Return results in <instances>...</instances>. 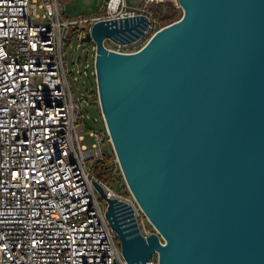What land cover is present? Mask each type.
I'll list each match as a JSON object with an SVG mask.
<instances>
[{"label":"water","instance_id":"1","mask_svg":"<svg viewBox=\"0 0 264 264\" xmlns=\"http://www.w3.org/2000/svg\"><path fill=\"white\" fill-rule=\"evenodd\" d=\"M177 3L181 17L136 51L104 40H136L144 16L99 20L82 37L96 43L125 182L157 232L141 234L118 199L106 215L131 264L156 252L158 264H264V0Z\"/></svg>","mask_w":264,"mask_h":264},{"label":"built area","instance_id":"2","mask_svg":"<svg viewBox=\"0 0 264 264\" xmlns=\"http://www.w3.org/2000/svg\"><path fill=\"white\" fill-rule=\"evenodd\" d=\"M141 1L106 0L104 12L76 16L67 0H0V264H131L107 218V198L124 204L120 210L145 237L157 232L130 190H116L94 169L110 133L106 124L88 130V99L74 92L70 76L90 78L104 121L96 43L88 45L93 60L83 70L79 61L68 66L65 53L74 33L84 37L99 20L144 16L148 25L136 40H104L116 51L141 48L166 25L156 27L152 11L160 0ZM135 42L144 44L129 50ZM111 160L120 167L115 153ZM156 254L147 264H158Z\"/></svg>","mask_w":264,"mask_h":264},{"label":"rangeland","instance_id":"3","mask_svg":"<svg viewBox=\"0 0 264 264\" xmlns=\"http://www.w3.org/2000/svg\"><path fill=\"white\" fill-rule=\"evenodd\" d=\"M161 1L173 2L178 8V13H179L178 17H181V15L183 14V9H182V7H180L178 5L177 0H160L159 2H161ZM68 2L71 4V7H72V11L70 12L71 15L88 16V15H94V14L101 13V12L105 11L104 6L106 3V0H68ZM127 2L129 5L134 6L136 4L141 3L142 1L141 0H127ZM152 8H155V6H152ZM153 15H154L155 20H156V27L165 24L164 22H161L159 20V18L155 15L154 12H153ZM82 36L83 35H78L77 33H74L71 36L70 42L65 47L66 61H67L68 66L72 67L73 63H76L77 68H78L79 67L78 61H79L81 70H83V65L88 60L89 61L93 60L92 59L93 49L88 48V45L92 46V43H91V41H83ZM148 37H149V35L147 36V38ZM109 43H110V40H108V44ZM142 44H144V42H142V43H136L135 42V44L133 43L134 46L130 45L128 47V49L129 50L130 49H137ZM75 74L78 75V78L76 80L70 76V81H71L74 92L76 94L84 92L86 94V98L88 99V101H86L83 104V110L88 115V117H87V122L89 123L88 130H98L99 131L101 129H104L105 123L103 121L102 115L98 109L96 102H94L95 101L94 94L89 92V89L92 86L90 78L83 71L81 73L75 72ZM91 78L94 79L93 76ZM93 141H94L93 137L90 138L88 136V134L86 133V138L83 142L88 144V145H91ZM102 146H103V149L106 153H109V154L112 153L113 145L110 142L104 141L102 143ZM111 157H114V154ZM121 175H122L121 177H123V179L120 180V178H118V180L116 181V184H115L116 186L114 187L112 185V187L115 188L116 190H119V191L121 189L127 194V193H129L128 192L129 188L125 182V178L122 174V171H121Z\"/></svg>","mask_w":264,"mask_h":264},{"label":"trees","instance_id":"4","mask_svg":"<svg viewBox=\"0 0 264 264\" xmlns=\"http://www.w3.org/2000/svg\"><path fill=\"white\" fill-rule=\"evenodd\" d=\"M153 6H155V8H152V11L159 18V20L161 22H164L165 24L171 23L172 21L180 18L178 17L179 13H178L177 6L171 1H161V2L158 1ZM94 97H95L94 102H96L98 106L96 96L94 95ZM98 109H99V106H98ZM113 154H114V150L110 154L106 153L103 159L98 160L94 164V169H95L96 175L100 179L107 181L108 183H110L111 185L115 187L116 186L115 184L118 178L122 180L123 177H121L122 175H121L120 168L118 166H115L110 159ZM120 191H123V190L120 189Z\"/></svg>","mask_w":264,"mask_h":264},{"label":"crops","instance_id":"5","mask_svg":"<svg viewBox=\"0 0 264 264\" xmlns=\"http://www.w3.org/2000/svg\"><path fill=\"white\" fill-rule=\"evenodd\" d=\"M67 3H68V0H67ZM67 3H66V5H67Z\"/></svg>","mask_w":264,"mask_h":264}]
</instances>
